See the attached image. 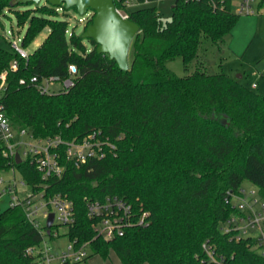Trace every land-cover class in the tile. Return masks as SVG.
I'll return each instance as SVG.
<instances>
[{"label": "trees", "instance_id": "1", "mask_svg": "<svg viewBox=\"0 0 264 264\" xmlns=\"http://www.w3.org/2000/svg\"><path fill=\"white\" fill-rule=\"evenodd\" d=\"M13 1L0 0V13L8 9L20 26L27 23L23 47L50 30L27 57L0 45V74L8 70L3 102L12 126L65 140L97 130L116 149L83 162L62 149L63 173L45 180L29 158L13 161L0 152V171L15 166L47 195H68L75 222L65 234L78 246L89 242L91 254L107 258L114 251L122 264H207L203 243L210 240L232 263L264 264L250 239L222 229L235 211L229 190L248 180L264 196V94L223 71L198 67L180 76L167 66L182 56L187 67L198 58L203 36L219 42L231 32L241 15L232 0H175L167 21L155 6L125 7L140 25L127 71L100 53L93 39L88 47L81 34L68 33L69 22L58 15L63 5ZM14 59L17 69L10 66ZM70 64L78 72L66 90L42 93L20 83L34 75L65 77ZM114 195L136 214L147 209L148 225L128 226L111 239L97 235L87 201ZM42 240L21 205L0 208V264H36L28 249Z\"/></svg>", "mask_w": 264, "mask_h": 264}, {"label": "built area", "instance_id": "2", "mask_svg": "<svg viewBox=\"0 0 264 264\" xmlns=\"http://www.w3.org/2000/svg\"><path fill=\"white\" fill-rule=\"evenodd\" d=\"M124 8H117L123 17H129L125 7L149 0H120ZM255 0H241L238 13L251 14L255 12ZM16 49L27 57L28 51L23 47H18L17 42L13 43ZM11 68H18V61L14 59L11 62ZM69 73L65 77L60 75H49L40 78L37 75L32 76L29 80L21 78V84L31 83L36 86L42 93H53L68 89L74 84L75 76L78 72L75 64L69 65ZM8 70L0 74V152L9 160L17 161L16 155L19 153L21 161L29 158L37 169L41 172L42 178L48 179L51 176H60L63 173V166L60 163L62 149L68 158L77 162L86 161L89 158H102L107 155L108 151H114L116 145L109 138H103L101 132L94 130L81 140H65L60 135H46L38 137L26 128L17 129L12 126L6 113L3 97L7 88ZM59 83L60 87L54 86ZM253 83V86H256ZM12 175L8 177L0 176V195L7 193L10 195L8 206L21 205L26 213L27 218L40 229L43 240L40 244L30 247L28 252L37 258V263L44 261L45 264L57 263L64 264L79 262L90 255L89 242L80 246L71 240L70 248L72 253L56 251L52 253L47 245V237H56L59 235V227H69L75 222V204L74 201L66 194L55 193L46 194V189L38 188L27 182L20 175V179L15 176L18 170L15 166L10 169ZM21 174V173H20ZM29 188L30 191L26 192ZM227 201L233 206L235 211L226 219V226H223L224 232L233 231L237 238H248L251 240L252 247L264 259V196L254 185L251 189L244 186L237 190H229ZM88 215L95 220L94 226L96 233L106 239H111L118 235H123L126 228L131 225H148L147 217L149 211L143 209L141 213L136 214L132 205L123 197L107 196L105 199H89L87 201ZM54 213V219L50 232H48V217ZM257 229L258 232H253ZM53 231V232H52ZM51 233H53L51 235ZM207 253V264H239L232 263L226 256L220 255L215 245L207 240L203 243Z\"/></svg>", "mask_w": 264, "mask_h": 264}, {"label": "rangeland", "instance_id": "3", "mask_svg": "<svg viewBox=\"0 0 264 264\" xmlns=\"http://www.w3.org/2000/svg\"><path fill=\"white\" fill-rule=\"evenodd\" d=\"M45 1V0H42ZM241 0H232L233 10L238 12ZM255 0V12L251 14L241 13L234 28L228 33L225 38L219 42H213L210 38L203 36L202 43L199 49L198 58L194 59L186 67L182 56H177L167 62V66L180 76L191 74L198 67L209 72H226L232 76L237 77L239 73L242 74L240 79L243 83L252 87L258 93L264 94V1ZM175 0H149L139 5H132L130 9H135L142 6H155L161 12L165 21L172 18L173 5ZM33 7V6H31ZM26 7H20L24 10ZM6 13H0V31L3 36L0 37V45L13 50L14 42H17L18 47H23L22 40L27 29V23L19 25L17 17L13 12L6 9ZM93 11H88L85 15L80 14L74 7L70 9H59L58 15L69 22L68 33L76 32L82 34L85 25L92 16ZM49 27L44 28L34 41L27 47H23L26 51L32 52L35 50L46 38L49 33ZM85 43L88 47L92 44L88 38H85ZM22 55V54H21ZM201 61V62H200ZM256 83V86H252ZM55 88H59L57 83ZM13 171L1 170L0 176L8 177L12 175ZM20 172L15 171V176L20 179ZM243 186L246 189H251L254 185L245 180ZM30 189L27 188L26 192ZM10 195L7 193L0 195V208L4 209L9 204ZM226 226V223L223 224ZM66 228L59 227L56 237H47V245L50 247L52 253L56 251H64L65 253H72L71 238L65 234ZM255 233L258 232L254 229ZM90 254L91 249L89 248ZM57 260L53 261L54 263ZM39 264H45L41 261ZM73 264H122L117 254L112 251L110 256L105 258L100 254H91L86 259Z\"/></svg>", "mask_w": 264, "mask_h": 264}, {"label": "water", "instance_id": "4", "mask_svg": "<svg viewBox=\"0 0 264 264\" xmlns=\"http://www.w3.org/2000/svg\"><path fill=\"white\" fill-rule=\"evenodd\" d=\"M39 2L41 0H14V3ZM52 5H63L66 9L76 7V10L85 15L89 9L94 12L93 20L82 32L83 38L93 39L97 43L100 53L108 54L124 71L130 69V48L140 25L129 17H123L117 10L114 0H47ZM238 78L241 77L239 73ZM21 161L19 153L16 155ZM54 213L48 217V232L52 226Z\"/></svg>", "mask_w": 264, "mask_h": 264}, {"label": "crops", "instance_id": "5", "mask_svg": "<svg viewBox=\"0 0 264 264\" xmlns=\"http://www.w3.org/2000/svg\"><path fill=\"white\" fill-rule=\"evenodd\" d=\"M241 74V73H240ZM241 77H242V74H241ZM253 86V85H252Z\"/></svg>", "mask_w": 264, "mask_h": 264}]
</instances>
